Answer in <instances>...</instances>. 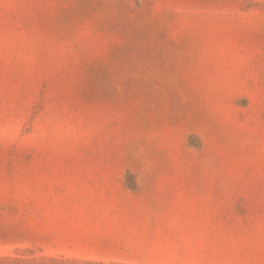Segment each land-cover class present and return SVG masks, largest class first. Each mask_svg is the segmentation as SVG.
<instances>
[{"label":"rangeland","instance_id":"rangeland-1","mask_svg":"<svg viewBox=\"0 0 264 264\" xmlns=\"http://www.w3.org/2000/svg\"><path fill=\"white\" fill-rule=\"evenodd\" d=\"M264 264V0H0V264Z\"/></svg>","mask_w":264,"mask_h":264},{"label":"trees","instance_id":"trees-1","mask_svg":"<svg viewBox=\"0 0 264 264\" xmlns=\"http://www.w3.org/2000/svg\"><path fill=\"white\" fill-rule=\"evenodd\" d=\"M9 264H102L90 261H81L64 257H43L40 259L32 258L29 260L10 259Z\"/></svg>","mask_w":264,"mask_h":264}]
</instances>
